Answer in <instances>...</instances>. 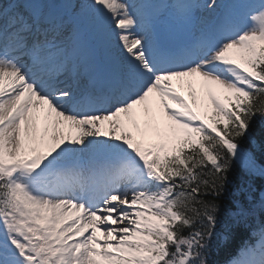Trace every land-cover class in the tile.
<instances>
[{"label":"snow or ice","instance_id":"6c2138e0","mask_svg":"<svg viewBox=\"0 0 264 264\" xmlns=\"http://www.w3.org/2000/svg\"><path fill=\"white\" fill-rule=\"evenodd\" d=\"M258 118L264 0H0V264H217L264 215Z\"/></svg>","mask_w":264,"mask_h":264},{"label":"trees","instance_id":"16d2710c","mask_svg":"<svg viewBox=\"0 0 264 264\" xmlns=\"http://www.w3.org/2000/svg\"><path fill=\"white\" fill-rule=\"evenodd\" d=\"M262 128H264V118H258L255 121L254 129L258 137ZM244 146L249 147L247 142H244ZM233 179H235V175L233 176ZM256 184L259 187L264 184V181L258 179ZM261 223H264V215H257V217L251 218L248 221V226H241L234 230L235 239L229 245L226 246L222 241L219 242L213 256V259L217 261V264H223V262L228 258L230 259L247 240H251L253 234L252 231L257 229ZM220 231H223V228H221Z\"/></svg>","mask_w":264,"mask_h":264},{"label":"rangeland","instance_id":"374dc122","mask_svg":"<svg viewBox=\"0 0 264 264\" xmlns=\"http://www.w3.org/2000/svg\"><path fill=\"white\" fill-rule=\"evenodd\" d=\"M212 20H213V17L211 15H209L207 17L208 23L210 24L212 22ZM190 33L191 32H188V31H177V30H175L172 27L171 23L167 19H165L162 22L161 39L163 42H165L166 44H168L171 47L179 48L180 46H182V44L180 42L183 41V39H186V41L192 39ZM174 83L176 84L178 89L181 90V92L185 96V98H187L191 101V97L189 95V88H188V79L185 78L183 81H179V80L174 81ZM197 94H198V96L201 95L200 88H199L198 84H197ZM105 130H107V126H105Z\"/></svg>","mask_w":264,"mask_h":264},{"label":"bare ground","instance_id":"6f19581e","mask_svg":"<svg viewBox=\"0 0 264 264\" xmlns=\"http://www.w3.org/2000/svg\"><path fill=\"white\" fill-rule=\"evenodd\" d=\"M61 78H63V77H61Z\"/></svg>","mask_w":264,"mask_h":264}]
</instances>
